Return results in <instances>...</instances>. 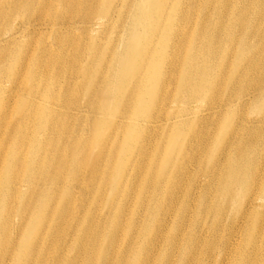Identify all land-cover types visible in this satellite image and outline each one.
Listing matches in <instances>:
<instances>
[{
  "label": "bare ground",
  "instance_id": "obj_1",
  "mask_svg": "<svg viewBox=\"0 0 264 264\" xmlns=\"http://www.w3.org/2000/svg\"><path fill=\"white\" fill-rule=\"evenodd\" d=\"M218 1L223 17L224 0H0V147L11 141L29 155L24 165L15 163L22 171L2 178L0 207L5 211L20 197L19 213L33 212L19 225L20 242L9 208L0 214V244L13 251L8 264H37L35 257L38 264H173L178 257L177 264H210L218 251L224 254L220 264H264V240L251 238L264 233V164L237 159L257 145L230 141L233 158L225 171L219 153L206 151L207 133L202 140L194 129L199 116L264 102V63L256 51L263 44L258 28L264 7L253 0H247L250 7H235L238 34L234 26L225 33L238 51L218 79L214 70L223 69L227 54L217 66L210 63L222 28L212 38L205 30ZM77 26L89 42L87 66L69 50L79 45ZM109 28L126 50L101 58L90 34ZM79 87L87 93L81 104L73 100ZM228 89L232 93L222 96ZM203 121L217 124V131L221 124L216 117ZM192 125L191 140L200 138L196 146L206 156L182 161V154L178 162L180 131ZM159 128L166 131L165 148L150 136ZM106 139L112 142L102 143ZM208 143L215 147L212 137ZM187 161L196 162L202 177L180 201ZM172 213L175 228L165 233ZM204 216L211 217L209 242L196 232ZM190 221L192 233L182 232ZM222 226L235 234L221 247Z\"/></svg>",
  "mask_w": 264,
  "mask_h": 264
},
{
  "label": "rangeland",
  "instance_id": "obj_2",
  "mask_svg": "<svg viewBox=\"0 0 264 264\" xmlns=\"http://www.w3.org/2000/svg\"><path fill=\"white\" fill-rule=\"evenodd\" d=\"M226 2V6L227 10L224 13L223 17L220 16L224 10L221 9L220 13L219 11L216 9V7L219 6V1L217 3H215V6H213L212 9L209 10L208 12V19L207 22L205 23V30H206V34L208 37L212 38L215 37L217 35V31L219 30L220 26L222 28L221 31V35L219 36V39L217 41H215V50L214 52V62L212 61V63L210 64H215L217 66V64H219L221 62V60L224 58L225 54V62H224V67L222 70H220L219 72L217 71V69L214 70L215 75H213V77H217L218 79L223 78L227 72L226 67L228 65H231V63L234 61V58L237 54L238 51V46L236 44H234V42H232V39H229L225 33V31L230 27V26H234V31L238 34V32L236 31V29H238V27H236L237 25H235V21H234V13H235V7L243 8V7H250L251 4L248 3L247 0H224ZM253 4L257 7H264V0H253ZM233 6V12L230 11L231 7ZM225 7V8H226ZM219 16H218V15ZM251 15L254 16V13L251 12ZM222 19V22H221ZM194 22L197 24V20L198 17L196 19V17L193 18ZM217 21V23H216ZM218 21H220V24L218 23ZM195 27H193L194 29ZM258 33H259V37L261 40H263V44L261 43L260 45L257 46L256 51L258 52L259 55H261L262 61L261 64L262 65L264 63V18L262 20V22L260 23V26L258 28ZM73 35L77 36L79 38V45L74 48V49H69L71 51L74 52V54L77 57L78 60V64L79 65H84L87 66L88 65V61H90L93 58H86L84 53L86 52V49L88 47V40L84 39L85 37L82 36V33L80 31V29L78 28V26L76 27V29H74L73 31ZM91 38L93 39V45H94V49L97 50L100 53V57L102 58H106L107 56H110L112 54L113 51L117 52L118 54L122 53L123 51L126 50V47L123 46V43L118 39L119 33L114 29V28H109L108 30L99 33L97 35H91ZM47 44L51 43V39H48L46 41ZM250 45L252 42H249ZM256 43H252V46L254 47ZM198 45L201 46L203 45L202 42L198 41ZM253 49L251 48L249 51V54L253 53ZM65 54H67V52L65 51ZM248 54V55H249ZM108 58V57H107ZM6 65V64H5ZM99 64H97L98 66ZM177 73L180 70V67H176ZM54 80L60 84V80H58V78H54ZM257 82V80H256ZM9 82H5L4 85L5 87L8 86ZM78 86V85H77ZM172 90V87L170 88ZM232 93V89H228L226 92L222 93L225 96H229V94ZM249 93H252L251 91ZM86 91H84L83 89H81L80 87L78 89H76L74 96H73V100H75L78 104H81V100L83 101V99L86 97ZM253 94V93H252ZM15 98H17L15 96ZM245 103L241 106V107H237V106H233L230 110H226L225 107L221 109V111L217 114H213L214 112L206 115V116H199L196 121H195V126L194 129H197L199 131L198 134H200L202 140H204L203 136H202V132H206V140L205 142L207 144H205L206 146V151L207 153L210 154L214 153L217 154L219 153L220 156V160H219V165L221 166L222 169H224L225 171L228 170L229 165L232 163L230 158H233V154H232V150L230 148V141H235L237 139H243L246 140L248 142H250L251 144H253V147L256 146V148L254 149V151H245V148L242 149V153L241 156L237 159H251L253 161H255V163H263L264 164V145L261 144V139L260 137H262V141H264V120H262L261 118L264 117V109L261 110V106L263 105L264 102H248L246 103V101H244ZM42 106H46L47 103H44L42 101L39 102ZM76 103V106L78 105ZM66 104H69V102H66ZM12 108V107H11ZM67 109V107H65ZM61 109V108H59ZM169 113V112H167ZM2 115L0 114V119ZM233 116L236 118L235 122H228L230 121ZM218 118L221 121V124L219 125V129L217 131V124H206V122H204V119H211V118ZM10 119V118H9ZM16 119V118H15ZM18 121H13V124H17ZM73 126H75V123H73ZM192 127L193 125L189 128H185L184 130H181L180 133L182 134L183 137V142L181 144V147L179 148L181 150V155L178 157L177 161L179 162L181 159L182 154L184 155L182 161H185L187 157L189 156H193L195 158V160H199L200 158H202L203 156L205 157V155H203L204 153V149H201L202 146H196L197 143L202 142L200 140V138L198 137L196 139L197 143H194L191 140V136H192ZM25 129V127H24ZM222 129V130H221ZM31 130V126H26V131H30ZM143 131V130H142ZM165 130L163 128H159L157 129L155 132L151 133L150 132V136L152 137V141L155 140L154 144L157 142H160L162 144V147H166L167 145V141L164 137L162 136V133ZM166 132V131H165ZM104 137L106 135V132H103ZM143 136L146 137L145 134L142 133ZM148 135V134H147ZM212 137L215 140V147H212V149L210 150V144L208 143L209 138ZM185 138V139H184ZM111 143L112 140L110 139H106L103 140L102 143ZM101 143V144H102ZM152 143V142H151ZM166 143V145H165ZM238 143V142H237ZM236 143V144H237ZM195 146V147H193ZM164 147V148H165ZM248 151V155L247 152ZM192 152V153H191ZM192 154V155H191ZM261 154V155H260ZM203 155V156H202ZM209 155V154H208ZM252 156V158H251ZM230 157V158H229ZM29 158V155L26 153L25 148H23L22 146H20L19 144H13L11 141H7L5 143V145L0 147V183L2 178L5 175H9V172H12L13 174H17V171H22V170H16V165L15 163L19 160V165H24L25 160L27 163V159ZM158 163L161 162V159L157 160ZM191 163V162H190ZM173 163H171L172 165ZM186 165L188 166V172L181 178V183L180 184V188L177 189L178 192V198L181 201L182 199L186 198L188 196V192L190 191L191 188H195L197 184H199V181L201 179V173L202 170L199 168L197 169L196 166V162L192 163L191 165L188 164V161L186 162ZM5 173V174H3ZM71 175V174H68ZM201 176V177H200ZM200 178V179H199ZM76 180H73L71 183L75 182ZM100 183V181L98 180V178H96L95 182H94V186H98ZM107 187H105L104 190H106ZM77 191V188L75 187L74 189H72L71 194H69L68 198H70L71 196H74L75 192ZM244 192H242L243 194ZM257 193V192H255ZM241 194V195H242ZM22 200L20 199V197L16 200H14L13 202H9V204L7 205V207L4 209L0 207V214L5 213L7 214L8 208H9V217L11 218V222H10V226H12L13 229V235L16 234V241L20 242L22 240V237H19V225L22 223V220L24 219L25 221H27L32 215L33 212L29 209V210H25L23 212H21V214L19 213V206L20 204H22ZM32 209V208H31ZM188 214H192V212H189ZM8 215V214H7ZM175 215L176 213H172L170 216V219L166 222L165 224V228L163 229V232L165 233H171L174 228H175ZM211 217L208 216H204V218L198 219V224L196 225V232L200 231V235L206 237L205 241L209 242V238L207 236V232L209 229V223H210ZM193 223V221H190L189 223L186 222L185 224L182 225V232L187 233V234H191L192 233V229H193V225L191 224ZM219 236L222 239V245L227 241V237L229 236L230 238L235 234V231H227L226 228L219 227ZM240 234L238 233L236 235V238L239 237ZM15 237V236H14ZM256 241H260V244H263V240H264V233H260L259 235H256L255 233L253 234V236L251 237ZM14 239V240H15ZM217 246L219 247V242L217 243ZM225 253V251H223ZM13 251L11 250V248H9V245H7V243L5 244V242H2L0 244V264H8L10 262V257L12 256ZM219 253V254H218ZM258 254L259 256H261L263 254V251L261 248H259L258 250ZM211 257V263L215 264H220L221 262H225L223 257L224 254L221 253V251L218 252H213L212 254H210ZM179 259V257H178ZM178 259L175 260V262L173 264H177L178 263ZM38 261H40L38 258L35 257L34 262L38 264ZM210 263V264H211Z\"/></svg>",
  "mask_w": 264,
  "mask_h": 264
}]
</instances>
